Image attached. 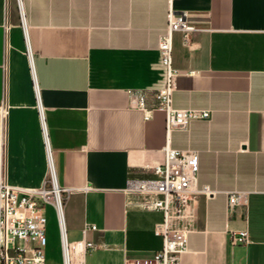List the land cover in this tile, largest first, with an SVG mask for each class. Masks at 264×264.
I'll use <instances>...</instances> for the list:
<instances>
[{"label": "crops", "instance_id": "crops-1", "mask_svg": "<svg viewBox=\"0 0 264 264\" xmlns=\"http://www.w3.org/2000/svg\"><path fill=\"white\" fill-rule=\"evenodd\" d=\"M0 0V182L37 189L50 162L64 194L70 241L98 246L84 264H125L163 245L161 210L126 192L163 160L165 113L147 105L165 81L159 53L170 0ZM197 27L174 33L179 70L173 104L211 108L210 119L174 129L171 145L197 150L194 228L180 264H264V0H173ZM47 133V141L46 134ZM249 193L248 208L227 213V191ZM54 207L47 205L48 208ZM87 224H96L97 229ZM246 243L233 245V231ZM60 231V230H59ZM61 241V236H60ZM46 254V249H45ZM57 264L62 262L61 255Z\"/></svg>", "mask_w": 264, "mask_h": 264}, {"label": "built area", "instance_id": "built-area-1", "mask_svg": "<svg viewBox=\"0 0 264 264\" xmlns=\"http://www.w3.org/2000/svg\"><path fill=\"white\" fill-rule=\"evenodd\" d=\"M21 24L27 27L22 0H17ZM170 0L168 24L161 34L159 53L165 68V81L157 88L154 108L147 105L146 95L137 91L131 95L132 107L150 112L154 109L165 113L166 143L163 160L149 166L152 177L133 178L128 181L126 192L138 206L149 210H161L163 220L156 223L155 232L162 236L163 245L151 257H126L125 264H180V256L187 249L189 232L194 228L195 204L199 194L214 196L217 190L209 185L198 186L199 158L197 150L179 149L171 145L174 129H188L194 119H210L211 108H180L173 104L176 78L180 73L174 66V33L181 32L185 42L197 30L190 20V12H176ZM46 141H47V133ZM50 162L48 178L37 189H19L7 181L0 182V264H53L48 262L45 249L48 243L46 213L47 205L54 206L59 223L62 262L57 264H84L83 253L98 246L85 238L70 241L64 213V194ZM227 213L235 214L239 209L248 208L249 193L227 191ZM97 229L96 224H87L89 229ZM249 239L246 229L233 231V245L246 243Z\"/></svg>", "mask_w": 264, "mask_h": 264}, {"label": "rangeland", "instance_id": "rangeland-1", "mask_svg": "<svg viewBox=\"0 0 264 264\" xmlns=\"http://www.w3.org/2000/svg\"><path fill=\"white\" fill-rule=\"evenodd\" d=\"M52 206V205H51ZM47 238L46 254L49 261H57L61 255V241L58 217L55 208H48L47 212Z\"/></svg>", "mask_w": 264, "mask_h": 264}]
</instances>
